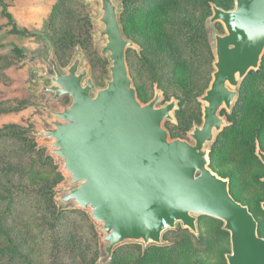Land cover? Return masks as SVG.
<instances>
[{"label": "rangeland", "instance_id": "rangeland-1", "mask_svg": "<svg viewBox=\"0 0 264 264\" xmlns=\"http://www.w3.org/2000/svg\"><path fill=\"white\" fill-rule=\"evenodd\" d=\"M164 1L115 0L123 34L134 44L126 50V64L142 103L152 100L156 93L160 95L157 107L175 101L172 120L163 124L169 138L193 143L189 133L202 124L204 102L200 97L209 88L215 70L213 33H225L221 22L209 23L211 7L231 10L235 0H169L161 7ZM99 15L97 0H0V105L4 108L21 107L0 114V176H3L0 177V186L8 188L12 196L23 201L26 207L34 208V220L30 222L33 230L27 239V249L42 264H56L59 259L50 255L45 240L39 244L35 242L36 225L42 237L48 236L50 231L48 225L39 224L38 212H45L50 198L55 203V212L82 209L62 206L57 201L67 187L68 177L61 160L50 154L47 140H42L38 131L41 127H49L51 115L46 108L61 110L70 104L71 98L65 95L52 100L51 93H37L41 84L48 85L50 81L40 74V70L51 73L47 62L49 42L62 71L79 55L81 67L88 69L96 88L105 87L110 79L111 62L107 53L101 54L105 38L98 37V31L103 27L96 20ZM243 79L233 88L237 97L231 108L223 107L219 112L224 123L213 142L207 145L208 157L218 135L233 125L232 113ZM13 123L23 128L19 137L16 133L20 132L13 128L4 129L5 125ZM31 142L35 143L33 148L28 145ZM258 146L259 140H256L255 154ZM224 164L219 158L218 168L223 169ZM209 168L230 180L210 166V157ZM254 170L259 181L264 183V167L255 166ZM243 181L235 184L236 200L246 205L259 220L263 228L261 237L264 238V185ZM15 186L23 188L15 189ZM82 211L88 215L87 210ZM206 217L210 216H196V233L188 230L195 240L189 242L187 255L176 258L166 255L152 261L153 257L148 254L153 253L154 248H167L178 239L177 230L183 227L177 223L175 228L162 234L161 244L145 246L139 242H126L116 246L107 264H193L194 258L204 264H227L226 255L231 252L229 232L221 235L212 227L219 225L224 230L223 222L218 219L221 224L212 223ZM21 220L19 215L12 223L15 229H21ZM60 220L55 219L58 224ZM89 220L90 227L77 215L67 219L64 226L67 231L61 243L66 241L68 248L64 246L66 254L62 264H97L104 254L103 233L99 225ZM147 254L150 260L143 259Z\"/></svg>", "mask_w": 264, "mask_h": 264}, {"label": "water", "instance_id": "water-1", "mask_svg": "<svg viewBox=\"0 0 264 264\" xmlns=\"http://www.w3.org/2000/svg\"><path fill=\"white\" fill-rule=\"evenodd\" d=\"M97 1L96 20L103 26L98 37L105 38L101 54L107 53L111 62L105 87L96 88L79 55L62 71L48 41L51 73L40 70L50 81L37 93H51L52 100L71 98L61 110L46 108L49 127L38 131L68 177L58 203L87 210L99 225L104 254L97 264H107L115 247L126 242L161 244L162 234L177 223L196 233L199 215L221 220L229 232L227 264H264L258 222L231 195L230 180L209 168L207 149L223 127L220 110L230 109L237 97L233 88L259 68L264 0H235L231 10L211 7L209 23L221 22L225 33H213L215 70L200 97L202 124L189 133L193 143L170 139L163 126L172 120L174 100L157 107L159 93L147 103L138 99L126 64V50L134 44L123 34L119 6L115 0ZM256 155L264 164L259 146Z\"/></svg>", "mask_w": 264, "mask_h": 264}, {"label": "trees", "instance_id": "trees-1", "mask_svg": "<svg viewBox=\"0 0 264 264\" xmlns=\"http://www.w3.org/2000/svg\"><path fill=\"white\" fill-rule=\"evenodd\" d=\"M168 2L169 0H165L161 7L165 6ZM124 28L127 29V23L125 22ZM16 29L20 30L18 27ZM21 30L24 31V29ZM20 108V106L4 108L0 105V114L17 111ZM232 119L233 125L218 135L209 153V157L210 166L214 170H217L223 177L227 176L230 178V193L237 199L234 193L236 183H240L245 179L243 182L247 181L248 184L257 182L264 185L262 181H259V177L254 170L255 166L264 167L254 152L256 140H259L261 150H264V55L259 69L257 71L251 70L243 79L239 97L233 109ZM6 128H13L14 131L20 132L18 134L16 133L18 137L23 133V128L15 123L5 125L4 129ZM28 145L33 148L35 143L31 142ZM219 158L222 162H225L223 169L218 168ZM0 177L3 176L1 175ZM21 188L23 187L15 186V189ZM0 189H3L0 192V264H42L27 249V239L31 236L33 230L30 222L34 220V208L26 207L23 201L16 200L8 188L6 189L0 186ZM47 203L48 206L45 212L42 214L38 212L39 217L37 218L40 220L38 222H41L39 224H45L50 227L48 236L42 237L40 228L37 225L35 227L36 232L33 236L37 244L41 240H45L47 246H49L50 255L55 259H59V263L56 264H62L63 257L66 254V251H64L66 241L63 244L61 241L63 240L65 231H67L64 227L67 219L77 215L89 227L92 226V223L88 215L82 210H72L69 212L70 214L67 211L55 212L56 206L53 198H50ZM19 215L22 217L21 222H19L21 224L20 230L15 229L12 225ZM59 218L61 220L58 224L55 219ZM206 218L212 223L221 224L218 219L212 217ZM256 220L258 222V235L261 236L263 234V228L259 220L257 218ZM212 228H216L217 232L221 235H228L219 225H214ZM177 235L178 239L171 246L167 248H154L152 250L153 253H148L153 257L152 261L156 260V257L164 258L166 255L176 258L181 254H188L189 242L195 240L194 235L188 229L183 228L177 230ZM65 248H68L67 244ZM148 254L143 257L144 260H150L147 257ZM192 260L193 264H197L198 262L201 264L205 263L196 258Z\"/></svg>", "mask_w": 264, "mask_h": 264}]
</instances>
